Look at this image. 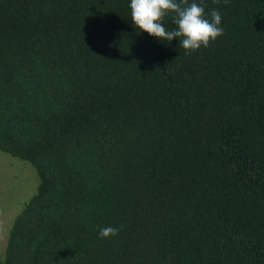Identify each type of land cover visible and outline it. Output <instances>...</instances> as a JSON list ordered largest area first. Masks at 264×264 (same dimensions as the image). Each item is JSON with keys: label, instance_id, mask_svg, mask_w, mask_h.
<instances>
[{"label": "trees", "instance_id": "16d2710c", "mask_svg": "<svg viewBox=\"0 0 264 264\" xmlns=\"http://www.w3.org/2000/svg\"><path fill=\"white\" fill-rule=\"evenodd\" d=\"M196 2L224 35L186 55L130 0H0V150L39 178L0 264H264V0Z\"/></svg>", "mask_w": 264, "mask_h": 264}, {"label": "clouds", "instance_id": "9594fccd", "mask_svg": "<svg viewBox=\"0 0 264 264\" xmlns=\"http://www.w3.org/2000/svg\"><path fill=\"white\" fill-rule=\"evenodd\" d=\"M219 4L220 0H213ZM228 4L229 0H223ZM130 17L132 24L148 35L170 43L179 39V46L191 55L201 47L207 48L210 42L224 35L221 27L222 16L217 9L211 10L210 19L206 17L204 7L196 0H130ZM172 14L171 30L163 23L166 15ZM122 227V226H121ZM120 228L107 226L99 230V238L107 239L118 235Z\"/></svg>", "mask_w": 264, "mask_h": 264}, {"label": "rangeland", "instance_id": "374dc122", "mask_svg": "<svg viewBox=\"0 0 264 264\" xmlns=\"http://www.w3.org/2000/svg\"><path fill=\"white\" fill-rule=\"evenodd\" d=\"M38 184L37 171L30 162L0 150V254L2 257L12 222L36 192Z\"/></svg>", "mask_w": 264, "mask_h": 264}]
</instances>
